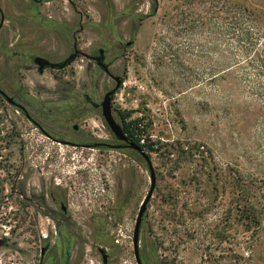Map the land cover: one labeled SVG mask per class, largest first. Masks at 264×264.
<instances>
[{"label":"rangeland","instance_id":"obj_1","mask_svg":"<svg viewBox=\"0 0 264 264\" xmlns=\"http://www.w3.org/2000/svg\"><path fill=\"white\" fill-rule=\"evenodd\" d=\"M96 1L73 3L85 21H100ZM110 1L119 11L132 0ZM155 1L156 14L148 17ZM134 5L142 21L133 47L117 66L124 80L114 105L126 123L138 122L137 136L149 145L146 154L155 174L142 245L156 251L160 264H264V0H142ZM42 12L53 19L73 17L64 0L44 5ZM123 35L130 39L127 30ZM94 39L83 32L78 47L85 51ZM45 45L57 46L52 37L39 44ZM57 47L61 52L62 45ZM3 64L0 58V69ZM82 74L80 59L59 73L72 81ZM31 75L21 76L25 88H52L50 72ZM47 156L56 181L71 185L74 210L75 199L86 196L102 207L112 204L115 169L135 167L133 197L117 239L119 264H136L132 236L149 189L147 171L124 156L118 162L116 154L56 145L1 97L0 239L18 243L23 252H1L0 264H37L36 223L14 183L23 164L26 177ZM244 201L254 205L258 227H249L236 212V204ZM87 263L96 264L92 258Z\"/></svg>","mask_w":264,"mask_h":264},{"label":"flooded vegetation","instance_id":"obj_2","mask_svg":"<svg viewBox=\"0 0 264 264\" xmlns=\"http://www.w3.org/2000/svg\"><path fill=\"white\" fill-rule=\"evenodd\" d=\"M57 0H0V90L12 101L9 105L38 133L56 145L78 150L93 151L101 156L107 154L128 158L139 167L146 163L133 149H125L103 116L102 103L113 87L117 66L129 50L123 31L131 35L141 15L137 2L132 0L115 11L110 0H97L94 6L101 9L100 21H85L73 0H64L72 9V19H53L42 12V7ZM29 28V29H28ZM75 37V32L80 30ZM13 36L10 37V33ZM91 33L86 50L78 47L80 35ZM53 38L54 46H39L44 39ZM47 37V38H46ZM34 38V41L29 39ZM76 39V40H75ZM75 60L58 70L57 66L68 60L75 52ZM82 63L80 80H68L59 73L65 72L78 60ZM43 67L42 70L40 68ZM50 72L52 88L38 85L29 90L22 84L31 73L44 77ZM55 74H52L54 73ZM118 91V90H117ZM116 91V92H117ZM111 96V113L124 136L126 119L114 105ZM93 127L90 129L89 124ZM19 135V132L17 134ZM128 140V139H127ZM131 142L130 140H128ZM25 146V145H24ZM52 158L47 156L35 174L24 164L15 178V189L20 193L21 203L32 211L39 239L37 264H119L121 246L117 239L122 226L123 213L131 203L136 179L134 166L115 169V195L112 204L102 207L96 201L75 199L71 201V185L56 181ZM88 174L87 171H84ZM82 173V174H84ZM79 174V173H78ZM26 178L27 184L21 180ZM85 202V201H87ZM142 229L139 233V261L141 264H160L156 251L142 245ZM87 254V255H86ZM135 257V256H134ZM136 261V259H135ZM92 264V263H90ZM137 264V263H136Z\"/></svg>","mask_w":264,"mask_h":264},{"label":"water","instance_id":"obj_3","mask_svg":"<svg viewBox=\"0 0 264 264\" xmlns=\"http://www.w3.org/2000/svg\"><path fill=\"white\" fill-rule=\"evenodd\" d=\"M75 10H76V8H75ZM156 11H157V4L155 1L154 6L151 8V14L148 15V17H153L156 14ZM141 21H142V19H140L138 21L137 26L135 27L133 33L131 34V41L127 43V46L129 47V49L132 48L134 45V39L138 34V30H139ZM80 31H81V29L77 30L75 32V37L80 33ZM77 54H78V50L76 49V46H75V52L72 54V56L68 60H66L62 64H59L55 67L54 66H51V67L56 68L58 70H61L65 67H67L70 63H72L75 60ZM42 69H43V67L40 68V70H42ZM123 80H124V70H122L121 75L114 78V81H115L114 87L105 96L103 103H102V108H103V116H104L106 122L108 123V125L111 127V129L113 130L115 135L119 139H121L125 142V146L123 148L136 150L141 155V157L144 159V161L146 163V168L143 167V169H145L149 175V179H150L149 189H148V192H147L144 200L140 204V207H139L136 219H135L134 231H133V236H132L133 251H134L136 263L141 264L139 261V256H138V253H139V233H140L141 227L143 226L144 221L146 219L148 205H149L150 199L152 198L153 192L155 190L156 179H155V174L153 171L152 163H151L148 155L144 151H142L138 146L134 145L133 143L129 142L126 139L121 128L118 125H116V123L112 117L111 96L120 88V86L123 83ZM0 97L7 103V105H12L11 104L12 101L6 96V94L2 90H0ZM32 128L34 129V127H32ZM23 184H25V181ZM16 193H17V196L20 198V193L19 192H16ZM6 250H13V251H17L19 253L23 252L22 250L19 249L18 243L10 242L8 239L2 238V239H0V253L3 251H6Z\"/></svg>","mask_w":264,"mask_h":264},{"label":"trees","instance_id":"obj_4","mask_svg":"<svg viewBox=\"0 0 264 264\" xmlns=\"http://www.w3.org/2000/svg\"><path fill=\"white\" fill-rule=\"evenodd\" d=\"M124 118L126 119V117ZM137 125V121L126 123L124 133L127 135V139L130 140L131 143L138 146L142 151L146 153V148L149 145L145 144V140L143 145L139 143L142 138L137 136V132L139 131V127ZM236 212H238V214L242 216L243 222H245L249 227H258L260 225L261 219L257 215L252 203L244 201L243 203L236 204Z\"/></svg>","mask_w":264,"mask_h":264},{"label":"built area","instance_id":"obj_5","mask_svg":"<svg viewBox=\"0 0 264 264\" xmlns=\"http://www.w3.org/2000/svg\"><path fill=\"white\" fill-rule=\"evenodd\" d=\"M139 143H140L141 145H143V144H144V139H141V140L139 141Z\"/></svg>","mask_w":264,"mask_h":264}]
</instances>
